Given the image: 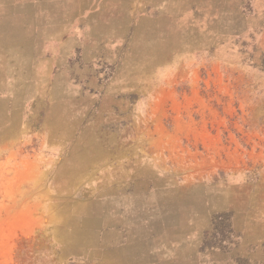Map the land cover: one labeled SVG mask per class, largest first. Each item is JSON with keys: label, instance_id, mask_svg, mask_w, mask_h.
I'll return each mask as SVG.
<instances>
[{"label": "rangeland", "instance_id": "rangeland-1", "mask_svg": "<svg viewBox=\"0 0 264 264\" xmlns=\"http://www.w3.org/2000/svg\"><path fill=\"white\" fill-rule=\"evenodd\" d=\"M0 264H264V0H0Z\"/></svg>", "mask_w": 264, "mask_h": 264}]
</instances>
